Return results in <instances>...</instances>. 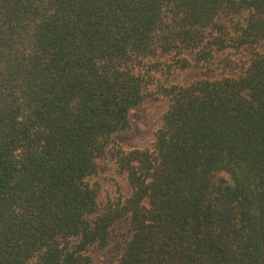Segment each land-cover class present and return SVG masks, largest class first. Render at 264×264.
<instances>
[{"label":"trees","instance_id":"1","mask_svg":"<svg viewBox=\"0 0 264 264\" xmlns=\"http://www.w3.org/2000/svg\"><path fill=\"white\" fill-rule=\"evenodd\" d=\"M187 52L236 74L160 83ZM110 148L131 192L100 209ZM123 218L116 264H264V0H0V264H81Z\"/></svg>","mask_w":264,"mask_h":264},{"label":"rangeland","instance_id":"2","mask_svg":"<svg viewBox=\"0 0 264 264\" xmlns=\"http://www.w3.org/2000/svg\"><path fill=\"white\" fill-rule=\"evenodd\" d=\"M242 17L244 18V14ZM243 52V59L248 60L250 54L245 50ZM226 53L217 55L210 63H199L194 60L193 52H187L186 55L192 62L191 66L185 69L175 68L170 75L158 73V81L169 86L174 83L188 84L200 78L233 76L236 72L226 70L219 64V59ZM157 89V83L150 85L143 104L131 111L130 128L116 137V141L123 147L131 149L152 146L155 133L162 125L163 115L170 103L169 98L159 93ZM98 179L101 183L100 209H103L109 200L124 198L131 192L127 177L118 170L112 148L107 151L106 161L100 165ZM130 236L129 219L119 220L111 229L108 245L106 247H99L96 244L89 246L82 253L85 261L81 264H116Z\"/></svg>","mask_w":264,"mask_h":264}]
</instances>
